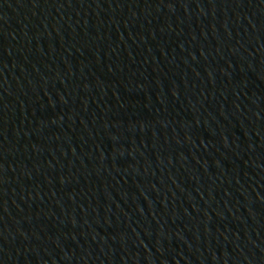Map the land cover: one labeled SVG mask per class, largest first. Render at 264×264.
Wrapping results in <instances>:
<instances>
[{"label":"water","instance_id":"95a60500","mask_svg":"<svg viewBox=\"0 0 264 264\" xmlns=\"http://www.w3.org/2000/svg\"><path fill=\"white\" fill-rule=\"evenodd\" d=\"M0 264H264V0H0Z\"/></svg>","mask_w":264,"mask_h":264}]
</instances>
